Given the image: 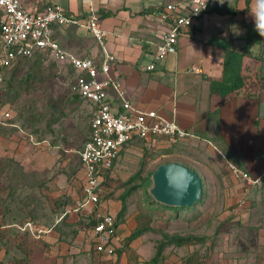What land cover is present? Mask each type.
Returning <instances> with one entry per match:
<instances>
[{
	"label": "crops",
	"instance_id": "1",
	"mask_svg": "<svg viewBox=\"0 0 264 264\" xmlns=\"http://www.w3.org/2000/svg\"><path fill=\"white\" fill-rule=\"evenodd\" d=\"M51 1H33V6L29 8L43 9L50 4H59L83 22L94 10L100 18L99 25L106 32L103 45L85 26H60L57 38L61 45L78 56L97 60L103 58L105 47L107 52L117 58L114 63L115 76L118 75L139 107L159 109L192 133L193 136L185 139L162 144L174 146L173 151L178 152L173 161L185 164L199 173L203 181L201 204L209 200L205 195L206 177L212 178L214 193L225 192L226 199L219 195L221 204H225V201L230 204L234 196L237 199L240 195L238 186L234 187V196L231 195L232 174L229 164L237 165L253 177L264 176V58L259 56L264 52V36L256 31L251 14L255 0H225L223 10L204 14L194 22L189 32L179 38L177 53L158 62L154 70H148L147 65L153 61L157 44L161 42L160 31L167 28L154 11L180 0ZM74 37L80 38L77 47L72 44L76 41ZM237 54H242L241 60L234 58H238ZM235 85L242 87L235 89ZM82 101L90 106L92 116L94 106ZM14 124L2 128L20 129L18 124ZM18 135L16 131L12 136L14 140L22 139ZM88 137L89 126L82 149ZM16 146L15 141L10 145L11 154L16 153ZM41 147L42 143L35 140L27 145L31 151V161L26 165L44 172L49 164L41 161L40 155L44 154ZM65 176V173L59 174L56 181L64 185L67 181ZM47 177L52 176L48 174ZM218 178H221L222 184H217ZM74 188L70 187L69 190L73 189L72 198L78 199L79 206L72 209L68 206L69 209L64 210L60 220H54L52 225L44 227L27 221L34 227L35 237L43 238L48 244L45 254L55 257L56 264H81V256L88 257L90 264H93L92 260L95 264L100 261V264H106L110 258H113V264H119L120 254L117 252L113 257H105L92 249L93 238L86 236L87 231L79 227V213L85 209L81 206L82 193L78 190L76 193ZM109 201L106 199L101 202L95 210L96 214L111 213L116 216L121 205L113 199ZM6 225L10 227L14 224ZM120 230L119 225L118 233ZM259 233L256 240L258 246L250 250L248 255L247 252L238 251L239 256L232 260L226 255L228 251H222L218 256L221 263L218 264H243L244 261V264H264V228ZM118 241H121L120 236ZM11 253L5 247L0 249V264H15L6 261ZM209 254L208 250L200 252L202 257L206 256L203 264H209ZM101 259L106 262L103 263ZM184 260L188 263L187 258ZM184 260L175 256L171 262L182 264Z\"/></svg>",
	"mask_w": 264,
	"mask_h": 264
},
{
	"label": "rangeland",
	"instance_id": "2",
	"mask_svg": "<svg viewBox=\"0 0 264 264\" xmlns=\"http://www.w3.org/2000/svg\"><path fill=\"white\" fill-rule=\"evenodd\" d=\"M33 1L43 3L50 0H23L24 8L31 9ZM54 1L57 0L51 2ZM75 40L72 44L77 47L80 38ZM259 56L264 58V52ZM15 72L4 100L14 114L12 122L18 124L21 130L0 127V222L13 225L29 220L44 227L60 220L68 206L70 209L79 206L78 199L72 198L73 189L69 188L75 187L76 193L77 190L80 193L79 176L82 177V172L79 151L88 133L90 106L71 93L69 85L74 75L64 62H55L48 57L24 61ZM16 131L21 140L12 137ZM33 140L42 143L40 150L44 154L40 158L49 164L44 172L26 165L31 161L27 145ZM14 141L15 145L17 143L16 153L11 154L10 145ZM142 144L127 148L117 158L111 178L103 185V202L113 199L122 206L121 196L128 194L127 211L119 224L121 241L114 243L116 252L120 254L119 264L136 261V264H152V259L163 245L167 256L163 264H173L171 261L175 256L183 260L187 258L188 263L184 260L182 264H203L206 256L202 257L200 252L205 250L210 251L208 263L218 264L221 263L218 256L222 251H228L227 257L234 260L240 254L238 251L248 255L250 250L257 248L256 240L264 228V179L247 189L244 181L229 168L232 174L231 195L234 196V187L237 186L240 194L237 199L234 196L232 203L225 201L226 205L221 204L219 195L226 199L225 192L214 193V182L206 177L205 195L209 200L183 209L165 206L152 198L148 186L155 169L162 163L173 161L178 152L173 151L174 146ZM61 173L67 176L64 185L56 181ZM48 174L52 177L48 178ZM221 178L217 179V184H222ZM94 209L85 207L77 219L90 220L91 214L95 216L90 210ZM116 216L119 220V212ZM83 226L85 224L81 227L83 230L89 228ZM5 230L4 234L8 232L10 236L3 235L0 249L5 247L12 252L6 261L19 263L26 256L27 247L24 246L31 249L34 245L38 246L34 252L37 264H56L55 257L45 258L47 247L31 233L22 232L14 225ZM135 232L137 237L133 239L131 234ZM220 234L222 237H219ZM179 236L192 238L193 243L186 246L189 248L171 247L169 243ZM80 260L81 264H90L88 257L81 256ZM106 261L102 260L106 264L114 263L113 258Z\"/></svg>",
	"mask_w": 264,
	"mask_h": 264
},
{
	"label": "built area",
	"instance_id": "3",
	"mask_svg": "<svg viewBox=\"0 0 264 264\" xmlns=\"http://www.w3.org/2000/svg\"><path fill=\"white\" fill-rule=\"evenodd\" d=\"M225 0H180L157 8L154 13L166 29L160 31L153 61L147 65L154 70L158 62L178 51V41L190 31L194 22L207 12L223 10ZM100 18L91 10L84 22L59 4L43 9H26L22 0H0V98L7 89L8 71L20 58L42 55L55 62H64L73 70L69 88L73 95L94 106L89 120V137L79 151L83 195L81 206L95 208L100 205L104 183L111 176L117 158L127 148L139 142L164 144L193 136L177 120L159 111L143 109L131 98L118 75L114 74L116 56L107 52L97 60L81 57L67 50L57 38L60 26H85L92 36L103 44L106 32L99 25ZM104 45V44H103ZM11 108L0 103V127L15 126ZM246 188L262 181L264 176L253 177L235 164H229ZM108 174V175H107ZM99 222L85 229L93 238L96 250L105 257L116 255L115 242L119 240L116 216L97 214ZM22 232L35 236L31 222L14 224ZM8 226H0L6 229Z\"/></svg>",
	"mask_w": 264,
	"mask_h": 264
},
{
	"label": "water",
	"instance_id": "4",
	"mask_svg": "<svg viewBox=\"0 0 264 264\" xmlns=\"http://www.w3.org/2000/svg\"><path fill=\"white\" fill-rule=\"evenodd\" d=\"M148 187L155 201L176 209L196 205L203 193L199 173L178 161L160 164L153 172Z\"/></svg>",
	"mask_w": 264,
	"mask_h": 264
},
{
	"label": "trees",
	"instance_id": "5",
	"mask_svg": "<svg viewBox=\"0 0 264 264\" xmlns=\"http://www.w3.org/2000/svg\"><path fill=\"white\" fill-rule=\"evenodd\" d=\"M237 56H238V58H236V57H234L235 59H238V60H241V58L243 57L242 56V54L240 55V54H237ZM43 60L44 59V57L42 56V55H38V56H36L35 58H20V59H18L17 60V62L14 64V66L11 68V70L9 71V74H8V78H7V86H8V88L6 89V91L4 92V94H3V96H1V100H2V102H0L2 105H6V103H7V100H4V97H5V95H6V93L8 94V91H9V89H10V83H12V81H11V78H13V76H14V73H16L15 72V70H16V68H18V66L20 65V63L21 62H24V61H30V60ZM72 72H73V70H72ZM13 74V75H12ZM238 85H235V89L236 88H240V87H242V86H240V87H237ZM75 96H77L79 99H81V100H83L79 95H76L75 94ZM143 142H139L138 144H141V145H143L142 144ZM165 147H168V146H165ZM108 175V174H107ZM107 178H109V176L107 177ZM83 188H82V185H80V192L82 193V195H83ZM128 194H125V195H122L121 196V201H122V206H121V210L119 211V215H120V218H119V220L117 219V216H116V222H117V225L119 226V224L121 223V220H122V218H124V215H125V213H126V208H127V206H126V196H127ZM104 196V195H103ZM103 196H100L101 197V199H100V203L101 202H103ZM99 203V204H100ZM92 213H95V216L93 215V214H91V219L90 220H85L84 218L82 219V220H80L79 221V227H82V225L83 224H85V226H87V227H89V228H91V227H93L96 223H98L99 222V220H100V218H98L97 217V214H96V211L95 212H92ZM3 225H6V224H4L3 222H0V226H3ZM85 226H83V227H85ZM82 229V228H81ZM5 229H2V228H0V240H2V237H4L3 235H7L6 237L7 238H9L8 236H10L9 234H8V232L6 233V234H4L5 233ZM131 237L134 239V238H136L137 237V235H136V232L135 233H133V234H131ZM39 239V242L40 243H42L43 245H44V247H47V249H48V244L45 242V240H43V238L41 239V238H38ZM193 243V241H192V238H189V237H185V236H182V237H175V239L174 240H172L170 243H169V245L171 246V247H174V246H178V247H184V246H189V245H191ZM24 247H27L26 249L27 250H25V251H27L26 252V256L25 257H23L22 259H20L19 260V263H17V264H37V262H36V260H35V258H34V255H35V249H38V246H34L33 245V248H31L30 249V246H24ZM42 249V248H41ZM40 249V250H41ZM92 249L95 251V252H97V254H100L101 255V253H99L97 250H96V247H95V245L93 244V246H92ZM164 249H165V247H164V245H163V247H161L160 248V250H158V252H157V254H156V256H155V258H153L152 259V261H154L152 264H161L166 258H167V256H166V254H164ZM47 252V250L44 252V254ZM46 256H48L47 258H52L51 256H49V255H46L45 254V258H46ZM163 264V263H162Z\"/></svg>",
	"mask_w": 264,
	"mask_h": 264
},
{
	"label": "clouds",
	"instance_id": "6",
	"mask_svg": "<svg viewBox=\"0 0 264 264\" xmlns=\"http://www.w3.org/2000/svg\"><path fill=\"white\" fill-rule=\"evenodd\" d=\"M223 2L224 0H220V3H223ZM205 3H206V0H205ZM251 14L255 21L256 31H258V33L261 36H264V0H255L254 7L251 9ZM111 176H109V178H111Z\"/></svg>",
	"mask_w": 264,
	"mask_h": 264
}]
</instances>
